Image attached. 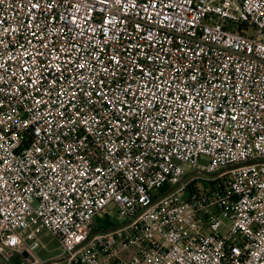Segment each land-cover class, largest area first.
I'll return each mask as SVG.
<instances>
[{
	"label": "built area",
	"instance_id": "built-area-1",
	"mask_svg": "<svg viewBox=\"0 0 264 264\" xmlns=\"http://www.w3.org/2000/svg\"><path fill=\"white\" fill-rule=\"evenodd\" d=\"M43 232L67 264H264V0H0V255Z\"/></svg>",
	"mask_w": 264,
	"mask_h": 264
},
{
	"label": "rangeland",
	"instance_id": "rangeland-1",
	"mask_svg": "<svg viewBox=\"0 0 264 264\" xmlns=\"http://www.w3.org/2000/svg\"><path fill=\"white\" fill-rule=\"evenodd\" d=\"M205 159H202L201 162L205 163ZM184 169L186 172H190L192 169L190 166L185 165ZM116 218V221L118 224L123 223L125 221V218L123 217H117L115 213L112 214L111 219ZM104 219V215L102 216ZM228 222V221H224ZM220 234H223L225 232V229H220ZM38 242L39 247L37 249V255L39 259L41 260L42 264H67L66 260H64V257L61 255V247L58 241L50 236V234L43 232L38 236ZM58 262V263H54ZM0 264H24L20 259L11 258L10 260L6 261L4 258L0 255Z\"/></svg>",
	"mask_w": 264,
	"mask_h": 264
},
{
	"label": "trees",
	"instance_id": "trees-1",
	"mask_svg": "<svg viewBox=\"0 0 264 264\" xmlns=\"http://www.w3.org/2000/svg\"><path fill=\"white\" fill-rule=\"evenodd\" d=\"M97 221L101 222V219H98ZM117 224L113 221L104 220L102 221V225L98 224V228H100L103 231L109 230L110 228L116 227Z\"/></svg>",
	"mask_w": 264,
	"mask_h": 264
},
{
	"label": "water",
	"instance_id": "water-1",
	"mask_svg": "<svg viewBox=\"0 0 264 264\" xmlns=\"http://www.w3.org/2000/svg\"><path fill=\"white\" fill-rule=\"evenodd\" d=\"M123 226V225H122ZM121 226H119V227H115V228H113V229H111V230H108V231H113V230H115V229H118V228H120ZM108 231H106V232H108ZM64 260H66V258H64ZM54 263H58V262H54ZM47 264H51V263H47Z\"/></svg>",
	"mask_w": 264,
	"mask_h": 264
}]
</instances>
